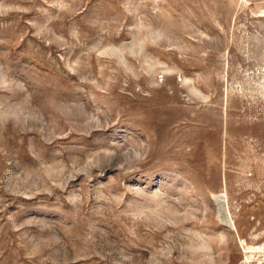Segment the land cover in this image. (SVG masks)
Here are the masks:
<instances>
[{
	"label": "rangeland",
	"instance_id": "obj_1",
	"mask_svg": "<svg viewBox=\"0 0 264 264\" xmlns=\"http://www.w3.org/2000/svg\"><path fill=\"white\" fill-rule=\"evenodd\" d=\"M0 264H264V0H0Z\"/></svg>",
	"mask_w": 264,
	"mask_h": 264
}]
</instances>
